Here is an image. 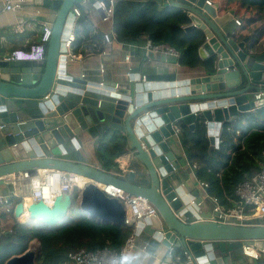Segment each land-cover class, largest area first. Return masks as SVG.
Listing matches in <instances>:
<instances>
[{"label":"water","instance_id":"95a60500","mask_svg":"<svg viewBox=\"0 0 264 264\" xmlns=\"http://www.w3.org/2000/svg\"><path fill=\"white\" fill-rule=\"evenodd\" d=\"M37 1L55 12L44 60L13 62L0 54V186L13 175H35L43 170L75 174L90 182L77 200L66 193L48 203L20 200L14 219L25 214L27 220L18 223L55 230L66 225L77 210L80 217L123 225V205L99 188L113 186L147 200L156 209L157 218L140 220L136 232L145 233L166 249H182L190 264H225L215 255L213 244L217 242H242L264 251V225L212 221L213 214L199 213L201 209L210 213L201 198L187 207L170 166L176 170L179 165L166 141L171 137L182 140L177 129L185 126L193 132L196 122L202 120L209 151L217 148L219 138L213 137V130L219 135L227 124L252 111L253 94L264 91V54H256L247 45L248 38L238 40L234 11L221 14L218 5H207V0L163 1L164 6L187 13V32H203L205 42L199 53L202 58L216 57L213 74L184 81L142 82L141 77H130L129 83L94 84L67 73L65 43L76 21L72 8L82 0ZM84 1L98 8L95 0ZM109 133L125 139L131 162L142 169L146 181L132 170L120 177L108 169L69 159L67 145L78 148L82 134L98 139ZM196 207L199 211L193 209ZM5 238L0 235V245ZM39 253L38 244L36 251L28 249L5 264H35ZM158 264L175 263L168 257Z\"/></svg>","mask_w":264,"mask_h":264},{"label":"trees","instance_id":"16d2710c","mask_svg":"<svg viewBox=\"0 0 264 264\" xmlns=\"http://www.w3.org/2000/svg\"><path fill=\"white\" fill-rule=\"evenodd\" d=\"M212 1L218 4L221 14L234 10L241 21L238 40L248 38L249 46L254 49L264 39V0ZM189 24L187 13L163 6L156 0H115L113 7L112 31L116 42L133 43L144 37L153 46L165 45L175 50L180 67L201 68L205 74H213L216 57L200 56L199 50L205 42V35L200 30L187 32L185 27ZM89 28L87 15L82 13L75 22L72 52L76 51L83 37L88 38ZM97 140L95 154L101 167L120 175L115 161L125 153V139L113 137L109 142L105 138ZM182 145L187 162L195 168L197 181L207 185L206 194L220 205L232 207L235 205L236 186L259 172L262 165L264 108L253 109L227 124L219 134L218 147L211 151L202 120L196 122L193 132L183 130ZM77 194L76 190L72 193L74 200ZM69 217L70 221L66 225L55 230L25 226L14 221L4 243L0 245V264L22 255L34 241L40 248L35 264H68L66 256L70 251L96 250L104 246L119 250L132 234V229L124 224L103 223L72 215ZM224 244L217 243V246L224 250ZM236 244L239 243H233ZM177 252L175 249V255ZM225 255H228V250ZM179 261L181 264L185 262L183 258Z\"/></svg>","mask_w":264,"mask_h":264},{"label":"crops","instance_id":"0c3cea01","mask_svg":"<svg viewBox=\"0 0 264 264\" xmlns=\"http://www.w3.org/2000/svg\"><path fill=\"white\" fill-rule=\"evenodd\" d=\"M130 1L147 2L149 0ZM156 1L164 6V0ZM208 1L212 2L213 5L217 4L212 0ZM79 4L81 5V10L87 15L90 28L88 38H82L76 51L72 52V50H70V52H67L66 62L69 76L74 78H82L83 76L85 80L94 84H120L122 82L129 83L130 77L133 79H140L141 77L142 82L143 78L145 82H168L174 80L184 81L205 75L201 68L189 69L180 67L176 57L149 52L146 49L147 40L144 37L133 43H119L113 41L110 45L104 44L103 34L111 31L112 24L102 22L101 13L98 8L83 1ZM54 17L55 12L44 7L37 0H26L22 9L17 12L3 11L0 6V54L3 55L5 60H8L13 51L24 50L27 49L28 46L36 44L42 33L43 27H50ZM235 19H238L236 15ZM247 45H249V43ZM102 51H105L106 54L102 55ZM254 52L256 54H264V39L255 46ZM126 57H129V62L125 61ZM164 77H168V79ZM177 130L181 135H183V130L191 132L188 127L185 126ZM217 134L218 131L213 130L214 138H217ZM113 137H121V135H112V133H109L105 141L109 142ZM206 138L208 139L207 133ZM77 140L79 144L78 148H75L71 144L67 145L70 153L69 159L82 162L94 168L103 169L95 154L98 141L97 138H91L86 134H82ZM166 141L170 146L168 151L174 154L177 164L179 165L178 169H173L172 176L179 181L175 184L181 191L180 197L188 201L187 207H193L194 200L201 198L207 203L210 213H205L202 209L199 211L198 207L193 209L198 210L201 216L212 214V202L204 197L203 191L199 186L200 182H198L195 177V168L186 160L182 140L179 141L177 137H171ZM215 148L214 146L212 149ZM115 162L121 174L118 175L110 172L111 174L127 177L128 172L132 170L139 173L140 177L142 176V179L146 181V176L142 169L131 162L130 152L127 147L125 153L119 156ZM14 190L15 189L9 184L0 186V194H10L14 192ZM194 193L197 194V196L193 197ZM17 195L18 197H23L25 191L19 192ZM77 198L78 196L75 200H77ZM26 201L29 202L30 200L27 199ZM75 214L77 217H80V213L77 210L74 211L73 215ZM14 221L15 219L13 216L8 217L5 219V226L11 228ZM190 221L192 222L194 219ZM135 236L137 238L136 248L126 254L127 264H158L163 258L168 257L172 258L175 264H181L179 263L181 258L185 260V252L182 249L175 255L174 250L170 253L169 249L161 246L143 232H135ZM217 243H225L224 250L221 246H217ZM217 243L213 244L215 255L216 257L223 258L225 264H261V262H264V251H259L257 248V259H251L243 255L242 242H238L239 244L236 245H233V243L236 242ZM32 244H36V241L32 242ZM227 250L228 255H225Z\"/></svg>","mask_w":264,"mask_h":264},{"label":"built area","instance_id":"2783aa9c","mask_svg":"<svg viewBox=\"0 0 264 264\" xmlns=\"http://www.w3.org/2000/svg\"><path fill=\"white\" fill-rule=\"evenodd\" d=\"M25 1L26 0H0V6L3 11L17 12L22 9ZM82 1L86 2L84 0ZM95 1L97 2L98 10L101 13L102 22L112 24L115 0ZM206 4L213 6L212 2L208 0L206 1ZM80 6L81 5L79 4L72 8V14L75 20H77L81 14L84 13ZM235 22L238 27L241 26L240 20L235 19ZM50 35V27H43L42 33L35 45H32L29 49L13 51L8 60L17 62L25 60L29 62L43 61L45 56V47L49 41ZM73 41L74 33L72 32L65 43V47L69 52ZM113 41H115V36L112 29L108 33L103 34L104 44L110 45ZM146 49L152 53H161L178 58V53L165 45L153 46L149 41H147ZM101 53L102 55L106 54L105 51H102ZM125 61L129 62V57H126ZM252 101L254 103V109L264 108V91L255 92L253 94ZM217 138H219L218 134ZM170 166L173 170L174 167L172 165ZM89 182L90 181L81 176L56 170L38 171L35 175L19 173L11 176L7 184L11 185L16 191L14 190V192L10 194H0V235H6L7 232L10 231V228L5 226V219L13 216L14 208L17 204L16 199H19V201L22 200L23 203L25 199H29L32 202L44 201L45 203H48L61 193L72 195V193L76 190L79 194V192ZM199 186L203 191L204 197L212 202V221L235 226L264 225V152L262 153V165L259 172L236 186L234 192V206L224 207L220 205L216 199L209 197L206 194L207 185L205 183H199ZM99 188L107 197L117 199L123 205L125 209L123 224L132 229V234L125 240L123 246L119 250H114L109 246H104L96 250L80 249L70 251L66 256L69 264H127L126 254L136 248L137 238L135 236V232L137 224L142 219L150 217L157 218L156 209L147 200L130 196L124 191L113 186H108L107 189L103 186ZM22 191H25V195L23 197H18L17 193ZM23 210H26V206L24 204ZM83 218L92 220L87 216H84ZM15 222H19L18 218L15 219ZM32 224L36 223L32 222ZM35 245H37L38 248L37 242ZM35 247L36 246L31 245L28 249L36 251L37 248L35 249ZM169 250L170 253H172L173 249L171 248ZM256 250L257 249L253 245L242 246L243 255L251 259H257L258 253ZM259 251L263 252V250ZM184 256V264H190V259L186 253Z\"/></svg>","mask_w":264,"mask_h":264},{"label":"bare ground","instance_id":"6f19581e","mask_svg":"<svg viewBox=\"0 0 264 264\" xmlns=\"http://www.w3.org/2000/svg\"><path fill=\"white\" fill-rule=\"evenodd\" d=\"M101 187V186H99ZM29 202L26 201V204H28ZM19 222H25L27 220V216L25 214L21 215L19 218H18Z\"/></svg>","mask_w":264,"mask_h":264},{"label":"rangeland","instance_id":"374dc122","mask_svg":"<svg viewBox=\"0 0 264 264\" xmlns=\"http://www.w3.org/2000/svg\"><path fill=\"white\" fill-rule=\"evenodd\" d=\"M75 216H76V214L72 215V217H75ZM32 246H36L35 249L37 248V245H35V244H32Z\"/></svg>","mask_w":264,"mask_h":264},{"label":"clouds","instance_id":"9594fccd","mask_svg":"<svg viewBox=\"0 0 264 264\" xmlns=\"http://www.w3.org/2000/svg\"><path fill=\"white\" fill-rule=\"evenodd\" d=\"M34 45H35V44H34ZM31 46H32V45H31ZM31 46H28L27 49H29ZM21 62H29V61L25 60V61H21Z\"/></svg>","mask_w":264,"mask_h":264}]
</instances>
